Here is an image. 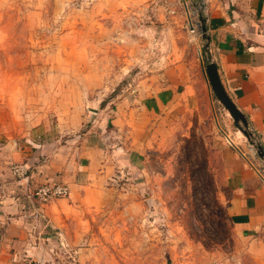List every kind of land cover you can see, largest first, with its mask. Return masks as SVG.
<instances>
[{
  "label": "rangeland",
  "instance_id": "rangeland-1",
  "mask_svg": "<svg viewBox=\"0 0 264 264\" xmlns=\"http://www.w3.org/2000/svg\"><path fill=\"white\" fill-rule=\"evenodd\" d=\"M200 3L0 0V157L29 168L48 264H264L230 221L244 121L205 73ZM49 180L72 195L31 201Z\"/></svg>",
  "mask_w": 264,
  "mask_h": 264
},
{
  "label": "crops",
  "instance_id": "crops-1",
  "mask_svg": "<svg viewBox=\"0 0 264 264\" xmlns=\"http://www.w3.org/2000/svg\"><path fill=\"white\" fill-rule=\"evenodd\" d=\"M206 13L207 62L216 66L222 87L244 121L236 133L245 139L244 147L236 145V138L234 141L227 135L233 148L230 173L237 184L229 206L230 221L243 237L251 239L253 253L261 254L264 249V0H207ZM165 93L159 90L160 109L170 102ZM84 153L77 163L73 161L77 171L88 170L93 164L92 158ZM5 163L0 157V264H48L46 238L38 234L39 228L29 218L34 212L30 207L24 209V201L14 193L25 181H12V174L4 172ZM51 228L59 226L53 223Z\"/></svg>",
  "mask_w": 264,
  "mask_h": 264
},
{
  "label": "built area",
  "instance_id": "built-area-1",
  "mask_svg": "<svg viewBox=\"0 0 264 264\" xmlns=\"http://www.w3.org/2000/svg\"><path fill=\"white\" fill-rule=\"evenodd\" d=\"M201 1V8L205 9L206 0H200ZM205 11V10H204ZM206 20L203 18L202 20H197L190 25V32L194 36H200L205 37L206 31L203 29L206 25ZM204 25V27H203ZM29 171V168L25 164H15L12 167V173L15 177H18L20 179L24 178V176ZM19 181H23L20 180ZM69 186L67 184H64V182L60 180H49L48 182L44 184H40L37 188H35L34 193L28 196L29 199L34 200L35 202L39 203L40 205H45L47 203H50L54 200H57L59 198H64L69 195Z\"/></svg>",
  "mask_w": 264,
  "mask_h": 264
},
{
  "label": "water",
  "instance_id": "water-1",
  "mask_svg": "<svg viewBox=\"0 0 264 264\" xmlns=\"http://www.w3.org/2000/svg\"><path fill=\"white\" fill-rule=\"evenodd\" d=\"M206 72L209 75L211 83L216 88V90L221 95V97L224 99L225 104H227L228 106H231V108H233L237 113L238 111L236 110L235 105L232 104L233 102L229 99V97L227 96V93L225 92L224 88L221 85L216 66L213 63L207 64V68L205 70V73Z\"/></svg>",
  "mask_w": 264,
  "mask_h": 264
}]
</instances>
